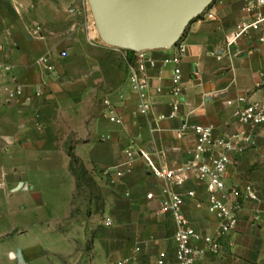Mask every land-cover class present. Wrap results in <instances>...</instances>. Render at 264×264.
I'll use <instances>...</instances> for the list:
<instances>
[{"label":"crops","instance_id":"obj_1","mask_svg":"<svg viewBox=\"0 0 264 264\" xmlns=\"http://www.w3.org/2000/svg\"><path fill=\"white\" fill-rule=\"evenodd\" d=\"M244 3L245 0H216L210 9L215 15L214 19H197L189 25L184 38L187 54L184 61L185 100L181 108L182 116L161 122L160 129L152 133L151 119L140 114L137 96L131 89L128 91L118 84L107 83L108 90L115 88L109 94L112 102L110 108L104 104L108 94L100 102L97 101L105 92L103 86L106 81L105 78L102 81L101 75L95 76L98 73L94 71L83 78H86L84 81H87V85L92 81L99 87L65 88L73 83L67 77V80L62 79L63 60L68 52L75 54L80 48L84 50L82 57L85 61L91 60V51H105L114 57L109 65L117 70L122 69L128 77L125 52L102 44L81 42L80 33L86 13L84 0H0V196L4 194L6 202H11L16 190L28 188L24 183L19 187L22 182L12 186L10 180L12 176L29 177L26 160L33 156L50 155L54 146L65 153L66 143L76 136V154L88 167L96 164L98 169L94 172H99L100 177L105 179L101 173L103 169L122 164L126 159V150H137L132 172L110 187L108 196L110 205L117 209L116 213L122 215V220L129 221L125 205L132 203L137 209L156 207L159 199L149 200L146 195L154 190L158 197L161 196L165 183L157 178L153 180L148 171L149 161L179 168L192 159L196 148V134L192 125H211L219 136L252 131L253 144L243 152L230 156L227 182L229 186H238L241 190L247 184H252L259 197L256 200L239 198L238 227L222 236V257L225 264H264V130L262 126L253 130L250 126H242L235 118V111L243 99L264 101L263 31L254 32L231 47L227 46V37L244 17ZM63 52H66L65 56H62ZM43 54L50 55L55 65L53 72L45 71L37 64L38 57ZM115 57H119L117 65ZM158 77V70L151 71V93L157 112L168 109L171 72L165 70L161 81ZM14 81L24 85L23 97L10 96L8 88H12ZM73 82L78 84L77 81ZM159 85L164 88L161 95L156 93ZM38 114L46 115L48 126H54L60 132L53 134L48 129L44 137L38 135L34 130V115ZM118 118L122 119V123L117 121ZM185 125L186 131L179 137L178 129ZM106 133L112 136L111 140L99 142V135ZM29 183L32 189L33 184L31 181ZM154 183L156 186L152 189L150 186ZM125 189H130L132 198H121L120 194ZM191 190L196 192L195 197L187 195ZM178 191L185 198L184 210L193 227L202 234L217 236L221 220L209 211L205 184L193 177ZM261 195L262 200L259 199ZM236 200L233 195L227 196L230 204ZM14 210V205H9L5 213L0 210V220L4 221L0 222V243L7 242L0 246V264H22L17 256L20 250L27 264H34L41 251L52 264V258L63 253V250L57 251L50 243L45 246V240L43 243L38 232L62 234L49 228L46 220L42 219L28 226L14 223L10 227L5 222L6 216ZM154 221L161 247L155 252L153 264H177L173 218L158 209ZM167 228L172 230L170 235ZM14 238H19V241H13ZM166 245L171 247L170 252L165 249ZM133 251L126 250L124 246L120 254L114 247L104 250L102 264H107L105 259L114 257L115 252L119 257L118 264ZM149 259L142 250L138 264H152ZM215 260L216 257L208 254L196 264H214Z\"/></svg>","mask_w":264,"mask_h":264},{"label":"built area","instance_id":"obj_2","mask_svg":"<svg viewBox=\"0 0 264 264\" xmlns=\"http://www.w3.org/2000/svg\"><path fill=\"white\" fill-rule=\"evenodd\" d=\"M70 11H75L71 9ZM244 17L236 24L235 29L227 37V46L231 47L239 40L250 37L254 32L262 30L264 40V0H245L242 8ZM214 13L209 9L199 19H214ZM40 30V28H38ZM125 50V49H124ZM128 67V78L132 91L138 99V110L140 114L151 119L150 131H158L159 124L168 120L181 118V108L185 100V77L184 61L187 54V45L181 39L174 47L165 50L135 51L125 50ZM66 52L62 53L65 56ZM37 64L45 71L53 72L55 65L48 54L38 57ZM171 72V88L169 91V102L167 110L156 111V102L151 93V71L158 70L161 81L165 70ZM264 78V72L262 73ZM12 98L24 96V85L14 81L12 88H8ZM162 85L156 87L158 95L163 94ZM40 95V92H37ZM107 107H112L110 98L104 99ZM235 118L242 126H250L252 130L262 126L264 130V101L242 100L235 111ZM117 121L122 123V119ZM186 125L178 129L181 137L186 131ZM196 134V148L192 159L179 168L168 166L166 163L157 164L148 162V171L154 178L164 181L161 196L158 197L154 190L147 193L149 200L159 199L160 210L169 213L175 222V257L177 264H196L208 254L216 257L214 264H225L222 254L224 243L222 236L231 233L238 227V214L240 211L239 198L256 200L258 193L252 184H247L243 190L238 186H229L227 182L228 168L231 163L232 153H241L253 144V132L241 131L231 136H219L211 125L194 124L191 126ZM109 137V136H108ZM134 148L125 151L126 159L118 166L103 169L101 173L111 182L121 180L132 172L136 155ZM195 177L205 184L208 193L209 211L216 214L221 220L219 234L205 235L199 232L191 224L187 217L184 205L185 198L178 191L189 180ZM131 193L128 192L129 196ZM189 197H195L196 192L191 190L187 193ZM233 195L236 202L230 204L227 196ZM108 226L113 220L108 218ZM142 248L137 245L129 256L121 259L118 264H138Z\"/></svg>","mask_w":264,"mask_h":264},{"label":"rangeland","instance_id":"obj_3","mask_svg":"<svg viewBox=\"0 0 264 264\" xmlns=\"http://www.w3.org/2000/svg\"><path fill=\"white\" fill-rule=\"evenodd\" d=\"M84 2L86 13L83 17L84 26L81 29L82 33H80L81 42L89 44L92 42L112 47L103 43L100 39L88 0H84ZM186 33L187 30L183 35V40ZM120 50L125 52L124 49ZM83 51V48H80L75 54L68 52L67 58L63 60L64 76H62V79L67 80L69 78L71 80L70 83H73L65 88H95L98 86L97 84L91 81L87 85V81H84L86 78H83L87 77L86 75L90 71H94L98 73L95 76L101 75L103 76L102 81H104L103 78L106 81V85L104 83L103 86L105 92H102L104 94L101 98L99 96L98 102L104 98L105 94H108L105 98H111L109 94L111 95L115 91L114 87L108 90L109 88H106L109 86L107 83H114V86L118 84V86L128 91L132 90L129 78L126 77L123 70L121 68V70H117L115 66L109 65L113 62V56H110L108 53L106 54L105 51H91V60L85 61L82 55ZM118 58L115 57L116 65ZM72 80L77 81L78 84L75 85ZM100 87L102 88V86ZM34 118H36L34 130L41 137H44L48 129L53 134L58 131L60 132L58 128L48 126L46 115L38 114L34 115ZM111 138L112 136L106 133L100 134L98 140L99 142H106L111 140ZM80 142L83 143L84 140L81 139ZM76 143L77 137L74 136L73 139H70L66 143V148H64L66 154L54 146L53 151L49 152L51 153L50 155L33 156L31 159L26 160L25 168L29 177H10L12 186H17L22 182L27 184L28 188L22 187L16 190L11 202L9 200L6 202L4 194L0 196V210L2 209L3 213L6 212L9 205L15 206V210L12 213H7L6 217L8 218L5 222L11 227L14 223L28 226L29 223H33L39 219L40 221L46 220L49 228H52L56 233H61L62 236L60 234L49 235L48 232L47 234L38 232L41 235L43 243L45 240V246L50 243L53 244L57 251L63 250V253L52 258V264H102L101 259L103 258L101 255L104 250H111L114 247L120 254L123 246L126 250H132L139 243L142 250L148 254L150 258L149 262L151 260L153 264L156 259L155 252L161 247L157 240L159 238L154 226V219L157 216L158 209L161 208L160 202L157 201L156 207L146 206L138 209L132 203L125 205L126 211L129 214V221L122 220V215L116 213L117 209L112 207L110 201H108L109 191H111L110 187L116 185L119 180L111 182L103 178V176L100 177L99 172L96 174L94 170L98 169V166L93 164L91 167H88L86 162L76 154L74 150ZM70 154L78 156L88 172H84L81 167L78 169L77 174L74 167L71 166ZM153 180L156 181L155 178ZM30 181L33 184L32 189L30 188ZM155 186L156 183L150 187L153 189ZM128 192H130V189H125L121 192L120 196L123 200L132 198L133 194L128 196ZM261 198L262 195L259 199L262 200ZM108 218L113 219V225L108 226L106 224ZM58 219L61 220L53 224ZM141 221L142 225L140 224ZM0 222L4 221L0 220ZM167 230L170 235L172 230L170 228H167ZM31 238H33L32 235ZM18 239L14 238L13 241H19ZM5 244L7 242L0 243V246L2 247ZM165 249L170 252L171 247H167L166 245ZM165 249L162 248V250ZM118 258L115 252L114 257L109 258V260L105 259V262L107 264H117ZM34 264L51 263L41 251Z\"/></svg>","mask_w":264,"mask_h":264},{"label":"water","instance_id":"obj_4","mask_svg":"<svg viewBox=\"0 0 264 264\" xmlns=\"http://www.w3.org/2000/svg\"><path fill=\"white\" fill-rule=\"evenodd\" d=\"M216 0H88L103 43L125 50L174 47ZM23 183L19 184L22 187ZM26 187V186H25ZM27 264L20 250L17 254Z\"/></svg>","mask_w":264,"mask_h":264},{"label":"trees","instance_id":"obj_5","mask_svg":"<svg viewBox=\"0 0 264 264\" xmlns=\"http://www.w3.org/2000/svg\"><path fill=\"white\" fill-rule=\"evenodd\" d=\"M70 157H71V166L74 167V170L77 174H78V169H80L81 167L84 172H88V170H86L85 165L81 162L78 156H76L75 154H70Z\"/></svg>","mask_w":264,"mask_h":264}]
</instances>
